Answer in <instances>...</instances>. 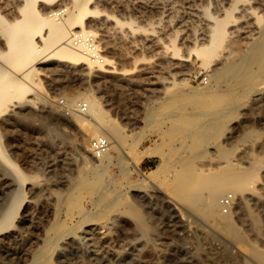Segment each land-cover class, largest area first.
Instances as JSON below:
<instances>
[{"label":"rangeland","instance_id":"obj_1","mask_svg":"<svg viewBox=\"0 0 264 264\" xmlns=\"http://www.w3.org/2000/svg\"><path fill=\"white\" fill-rule=\"evenodd\" d=\"M133 1L135 0H122L125 3L130 2L129 4H133ZM174 1L180 2H175L179 12H182L183 9L191 11L188 0ZM198 1L202 5L199 6V3H196L194 6L195 8L201 7L197 11L199 18L193 17L195 22L192 17V19L189 18L190 15H187L189 12L180 13L186 15L187 28L196 29L198 25L199 27L203 25L201 19L205 17L203 12L201 13L202 9L208 8L211 14L218 15V6L228 8L229 3H231V0H219L222 3L219 4L216 0L217 5L215 0H210L212 3L207 0L209 5L206 0ZM13 2L15 3L16 0H12V5ZM114 4L117 6L116 8L113 7ZM181 4L183 5L182 9ZM168 6L170 5L162 10L167 15L163 12L160 14L161 12L158 13L154 9H152L154 12L149 10L150 21L146 20L147 18L145 20L138 18L133 12L131 15V11L122 9L123 5L118 7L117 3H111L109 6L103 7L104 9L100 7L101 10L103 9L101 12L104 13L91 18V22L102 28L112 42L113 49L108 50V55L116 61L115 71L112 73L96 72L90 73L89 76V73H86L85 77L81 79L79 71L82 66H70L68 63H61L59 59L44 61L43 59L49 52L39 55L38 59L35 60L33 68L35 71L34 79L39 82L37 87L45 98L47 97L46 99L55 105V109L52 117L48 116L49 108L45 107L44 111L41 112L43 117L31 119L24 116V107L10 105L8 112L0 114V145L2 142L3 151L13 161L11 164L0 154L1 163L13 173L11 175L0 172V189L8 190L12 194L18 189L21 191V202L18 206L20 208L17 209L9 228L0 232V237L8 235L10 237L7 240L9 241L8 244L0 243V264H9L11 260L9 258L15 256L14 253L17 248L22 246L27 248L29 256L37 254L41 258L36 264H244L243 254L239 253V248H236L237 245L231 243L222 234H219L220 236L214 235L213 229L199 216L194 215L192 217L194 224H192L191 230L187 231L186 228L180 227L171 230L166 215H159L156 212L158 211L157 206L159 207L157 205L159 198L154 189L148 187L150 183L148 180L145 181V178L148 176L157 185L169 188L174 177L173 173L178 170L186 176H191L192 182H195L202 175H209L221 169L227 170L233 164H235L233 167L238 170L250 171L256 167V162L261 160L260 163L262 164H259L257 171L255 168L257 175L251 179L249 189L245 194H247L248 199L252 197L249 200L250 206L253 209L256 205L260 206L254 210L264 214V91L260 93V99H253L254 91L264 86V42L260 45L259 56L255 63L248 64L246 62L240 70H238L239 67L235 69L232 66L226 67L223 69V77L219 82L213 81L212 78L213 63L205 67L203 59L198 57L196 53H192L189 61H187V74L178 76L174 80L171 79L172 82L166 81L167 79L164 82L155 78V80L153 78L148 79L146 75L149 76V74L142 70V66L157 62L159 59L158 49H167L165 46L169 41H164L165 45L163 42L160 48H148L144 41L141 42L146 32L144 33V30L134 32L130 28L141 26L151 31L160 21L158 20L160 16L169 15L174 18L176 11L173 12V9ZM166 10L171 11L168 14ZM1 11V15L8 19L10 16L11 18L18 16L16 12ZM109 14L110 17L105 16ZM149 17L148 19H150ZM117 19L125 22L131 20L134 23L129 28L130 24L118 23ZM194 25L196 27H193ZM256 25L260 30L264 28V14L262 20L258 21ZM151 26L153 27L150 28ZM199 27L196 30L200 32L203 26L200 28L201 30ZM0 33H3L2 29ZM1 34L0 37H3ZM39 34L37 33L35 37L36 41L41 39V33ZM135 34L139 39L138 41H136L137 39L134 40ZM131 35H133V39ZM179 36L177 45L180 47V53L188 54L190 49L195 47L196 41H188V38H184L183 34ZM131 39L135 42H132ZM263 39L261 38L260 41ZM227 41L228 38H226L225 44ZM199 42L201 41H198V44L202 46ZM168 52L170 56L173 55L172 47L168 49ZM43 55L45 56L43 57ZM229 62H235L238 66L240 63L239 55H234ZM0 63H3L2 59H0ZM163 75L169 76L166 73ZM180 77H187L186 82L179 83ZM150 80L158 82L152 83ZM89 95L99 102L106 117L115 125V131L110 129L107 131L119 139L125 152L120 160L117 159L108 167L97 171H93L89 165L81 161L80 148L82 144L78 141L77 129L74 127L76 122L71 114L72 111H82L77 107L80 103H86L82 100L87 99ZM58 120L63 122L61 127L55 124ZM79 129H81V133L85 132L89 135L92 133L88 124H81ZM57 132L58 135L55 136ZM49 138L51 143H47ZM91 139L87 142L85 140L83 144L86 142L85 145H90ZM24 157L27 159L26 162L23 160ZM159 164L161 166L157 173H151ZM14 165L22 167V170L18 171ZM34 165L39 166L41 170L33 171L31 168L28 171V176H26L25 184L16 185L17 181L13 179V175L20 178L24 171L23 167L26 169V167ZM136 167L144 174L141 175ZM64 186L67 189H64ZM30 187L31 189H29ZM103 187L113 199L109 200V207L104 206V208L97 209L94 206L93 208L92 200L96 196V192H99L100 188ZM36 189L43 190L39 195H35L33 190ZM232 195L233 192L231 191L225 193L221 198V203L225 196H230L231 206L233 204L235 206L239 195ZM258 199L261 201L260 203ZM10 200L3 208L0 207V215L2 214L0 222L11 202ZM57 203L58 206L60 205L59 208ZM128 203H133L145 213V221L148 225L153 227L152 224H154V231L149 237L155 238L154 240L158 244L156 246L162 249L161 256L158 258L141 257L139 254L143 249H146L145 245H126L127 240H115V233L109 235L103 233L106 228H100L101 224L107 221L110 225L111 217L120 213L116 210ZM262 203L263 205H261ZM164 204L166 205L168 202ZM165 205V208L161 207V212L166 210ZM221 205L220 210L225 211ZM27 206H29L28 212L32 215L34 226L40 229L48 226V224L51 225L52 222L54 223L57 219L55 216L58 214V220H56L58 223L55 229L51 230L52 234L55 230L58 233H54L60 239L58 245H50V247L44 245L42 240L34 238L35 231L30 234L31 236L29 235V238H32L28 239L37 240L38 242L33 241L35 244L28 240L24 241V238H19V240L12 236V233L22 226L21 220ZM231 206L225 213L231 214L232 211L236 210ZM55 208L60 213L55 211ZM84 211H91L90 225L87 223L84 225L80 221L82 217L86 216H84ZM78 219L80 220L78 221ZM239 225L245 227L241 222ZM209 227L210 229H208ZM91 228L102 238L110 237L111 239L108 238V242L103 245H88L89 242L93 243L91 239L93 235L87 232ZM203 228L207 230L205 231ZM167 229H170L169 232ZM67 231L74 232L75 241L68 245H62L69 242L66 235ZM207 231L210 232L209 236L214 235L217 240L213 236L216 241L213 237H210L211 241H208ZM61 233L62 236H65L64 238L61 237ZM206 240L207 242H205ZM135 243H140V240L135 241ZM245 245L249 255L250 243L246 242ZM63 246V257L59 260V250Z\"/></svg>","mask_w":264,"mask_h":264},{"label":"bare ground","instance_id":"obj_2","mask_svg":"<svg viewBox=\"0 0 264 264\" xmlns=\"http://www.w3.org/2000/svg\"><path fill=\"white\" fill-rule=\"evenodd\" d=\"M188 1L191 6L190 7L188 5L191 11L190 12L185 11V9H183V11H185L184 14H186V12H189V14L187 15H190L189 18L192 19L193 17H197V11L199 7L197 6V8H195L194 6L196 5V3H199L200 1L198 0H188ZM208 1L211 2L210 0ZM208 1L206 0V2ZM11 2H9V0H0V11L5 10L11 13L16 12L18 14L17 17H12V18L9 15L10 18L8 19L5 16L1 15L0 13V27H2L1 29L3 30V33L2 34L0 33L3 36L0 37V59H2L3 62L0 63V114L8 112L10 110V105H14L15 107L21 106L24 107L25 109V111L23 112L24 116L29 117L31 119L41 116L43 117L44 115L41 114V112L44 111L45 107L49 108L48 116L52 117V114H54L53 110L55 109V105L51 103L48 99H46L47 97L45 98L43 93L39 91L37 87L39 82L36 81V79H34L35 71L33 66L35 60L38 59L39 55L45 52H49L46 56L43 55V57L45 56V59H43L44 61L51 59H59L61 63L62 62L68 63L70 64V66L71 65L74 67L75 65L82 66V68L79 71V76L81 79L85 77L86 73H89L88 74L89 76L90 73H96V72L112 73L115 71L114 68L116 67L115 66L116 61L110 55H108L109 54L108 50L112 48V42L110 41V39H108L109 37H107L106 33L102 30V28L95 26L91 22L92 20L91 18L101 13L103 14L104 12H101L104 9L103 7L109 6L111 3H117L118 7L119 5L120 6L123 5L122 9L124 8L126 10L131 11L130 13L131 15L133 12L138 18L144 20L147 18L146 20L149 21L151 20V18L149 17L148 12H150L152 9L157 10L158 13L161 12L160 14H162L163 8L166 7L167 5H170L168 7H171L173 9V12L176 11L174 12L177 16L176 17L174 15L176 19H174L175 17L173 18L169 15L166 17H162L159 15L160 19L158 20L160 21L154 27L153 26L150 27V28L153 27L151 31L150 29L141 26L140 27L138 26V28L136 27L130 28V26L134 22H132L131 20L130 22L129 21L125 22V21H121V19H117L118 23L124 25L130 24L129 28L134 30V32H136V30H144V33L146 32L145 36L142 34L144 37L140 35L139 37H142L141 42L144 41L147 44L148 48H154V49L160 48L161 44L164 41H169L168 44L166 43L165 46L167 49H158L159 59L158 60L156 59L157 62H155L152 65H147V64H146L147 66L143 65L145 67L142 66V70L145 73L149 74V76L146 75L148 79L155 78L156 80H159L161 82L162 81L164 82V80L167 79L166 81L172 82L171 79L174 80L178 76L187 74L186 73L187 61H189L192 53H196L198 57H201L203 59V64L205 65V67L209 66L210 63H213L214 67L212 69L213 70L212 78L213 81L219 82L223 77V69H225L226 67L232 66V68L234 69L239 67L238 70H240L241 66L244 65L246 62H248V64L255 63L259 56L260 45L264 42V39L260 41L261 38H264V28L260 30L258 27H256L257 22L262 20L264 14L263 12L264 0H231V3H229L230 6H228V8H225L223 6L217 7L219 13H221L220 16L222 15V17L219 16V13L218 15H214L215 13L211 14L208 11V8H204L201 11V13L203 12L202 14H204L205 17L204 19L203 17L201 19V21L203 20L202 22L203 25H200L199 27V25L197 26L198 22L196 23V26L199 27V30H201L200 28L203 26L202 31L200 32L196 30L197 27L195 25L193 27H196V29L193 28L191 29V27L187 28L188 26L186 25L187 20H185L186 15L184 16V14L183 15L180 14L183 11L181 10L182 12H179V9L176 8V4H175V2L178 3L179 1L177 2L174 0L170 1L171 3L169 2V0L168 3L167 0H135L133 1V4H129L131 1L129 3L128 2L125 3L122 2V0H16L15 3L13 2L14 3L13 5ZM218 3L222 4L221 2H219V0ZM218 3L216 2L217 5ZM37 4L40 5L39 8H38L39 5ZM70 4L71 6H68ZM200 4L201 3H199V6ZM100 7H102L103 9L101 10ZM113 7L116 8L117 6L114 4ZM182 8L183 5L181 9ZM170 11L171 10H169V12ZM235 11H237L238 14L237 13L234 14ZM164 14H166V12ZM105 16L110 17V14ZM148 17L150 19H148ZM193 21L195 22L194 18ZM191 25L193 24L191 23ZM85 29H91L95 32V35L97 36L98 41L106 57V62L104 64H99V65L94 64L79 47L73 45L71 40L72 33L74 31L85 30ZM37 33L38 35H40L39 33H41V39L39 41L35 40ZM136 34L135 37L137 36ZM180 34H183L184 38L185 37L186 39L188 38V41L190 40V42L196 41L195 45L192 43L195 47L193 48L191 47L192 49H190L188 54L180 53V47H178L177 45V39L178 37L180 38L179 36ZM256 34L257 36H255ZM132 36L133 35H131V38ZM135 37L134 40L138 38ZM226 38H228V41L225 44ZM138 40L139 39H137L136 41ZM198 41H201L199 43L202 44V46L198 44ZM132 42L135 41L132 40ZM163 45H165V42ZM171 47L174 52L172 56L168 54L169 53L168 49H171ZM234 55H239L240 57V63L238 66L235 62H229V60H231V58ZM73 73L75 74V72ZM163 73H166L169 76H164ZM186 80L187 77H180L179 83H185ZM150 82L157 83L158 81L156 82L150 80ZM263 91H264V86L254 91L253 99L254 100L260 99V93H262ZM75 98L77 99V97ZM83 101H85L88 105L87 111L86 112L72 111L71 114L74 116L76 122L74 123V127L77 129L78 141L82 144V147L80 148L81 151L80 155H82L81 161H83L84 164L89 165L93 171H97L99 169L108 167L117 159L120 160V158L122 157L123 154H125V152L123 151L120 145L119 139L116 136L111 135V133H108L109 131H107V129L115 131L116 128L115 125L112 122H110L109 119L106 117L105 112L100 107L99 102L91 95H89L87 99L82 100V102ZM55 124L61 127L63 122L58 120ZM81 124L90 125L92 129V133L90 135L85 132L81 133V129H79ZM100 134H105L110 137L111 146L103 156L98 157L95 153H93L90 145L89 144L85 145V143L90 138L97 137ZM57 135L58 132L56 133L55 136ZM85 140L86 142L83 144ZM47 143H51L50 138L47 139ZM1 145H0V154H2L3 157H5L11 164H13V161L3 151V147H1ZM63 158L65 159L66 157ZM23 160H25V162L27 161L25 157L23 158ZM260 162L262 161L258 160L256 162L257 164L256 167H253V170L250 171L238 170L235 167H233V165H235L233 164L232 167L227 170L221 169L220 171H216L209 175L208 174L204 176L202 175L195 182H192L190 178L191 176L190 177L186 176L183 174L182 171L178 170L173 173L174 177L172 179V183L170 184L169 188H164L160 185H157L148 176H146L145 181L148 180V183H150L148 187L149 186L152 187L154 189V192L157 194L156 196L159 198V203L157 204L159 205V207L157 206L158 211L156 212H158L159 215L160 214L166 215L168 219V221L167 220L166 221L168 225L170 224L169 226L172 228L171 230H176L179 227L183 229L186 228L187 231L191 230L192 229L191 227H193L192 224H194L192 223L193 222L192 217H194V215L199 216L207 225H209L213 229L214 235L218 236L219 234H222L229 241H231V243L233 242L234 244L237 245V247L236 245H234V247L239 248V253L243 254L244 264H264V214L260 212H256L254 210L255 208H257L258 205H256L254 209L250 206L249 200L252 197L248 199V197L246 196L247 194H245V192H247V190L249 189L248 186L251 179L257 175L255 172V168H257L256 169L257 171L259 164H262ZM160 166L161 164H159L158 167L154 169L151 173L156 174ZM14 167L18 171L22 170V167L16 165H14ZM31 168H33V171L41 170L39 166H35V165L31 167H26V169L25 167H23V170L26 172L23 171L21 173L20 178L17 177L16 175H13L14 176L13 179L17 181L15 183L16 185L19 186V183H22L23 185L25 184V181L27 179L26 176H28V171L31 170ZM136 169L141 175L144 174V172L140 171L139 168L136 167ZM0 172H2V174H11V175L13 174L11 171H9L8 167L4 166L1 163V160H0ZM146 185L147 183L145 184V186ZM104 187L100 188L99 192H96V196H94L93 200L91 199L93 203L92 205L93 208L94 206L97 209L101 207L104 208V206H108L110 204L109 200L113 199L108 193L105 192ZM29 189H31V187ZM64 189H67L66 186H64ZM42 190L43 189H36L33 191L35 195L36 194L39 195L42 192ZM230 191L233 192L232 196L239 195L237 197L236 200L237 203L235 204V206L234 204L231 206V208L233 209L236 208V210L232 211L231 214L225 213V211L220 210V205L222 204L221 203L222 196ZM60 197L61 196H59V198ZM9 200L11 202L10 204H8L7 206L8 208L5 212V215L4 217L2 216L3 219L0 222V232L4 229L9 228L11 224V220L14 219L13 217L17 209L20 208L18 206L19 203L21 202V191L18 189L14 194H12L8 190L0 189V207L2 206L3 208V206L9 202ZM165 202L166 203L168 202V204L165 205L164 204ZM260 202L261 201H259V203ZM164 205L166 206V210L165 211L162 210L161 212L160 209L161 207H164ZM261 205H263V203ZM259 207L260 206H258V208ZM28 208L29 206L25 208L21 220L23 222L22 226L16 229L12 233V236L16 239L24 238V241H26L32 238V237L29 238V235L35 231V237L34 236L33 237L42 240L44 245L47 246L49 245V247L50 245H54V246L58 245L60 239H58L57 236L54 235V233L55 234L58 233H56V230L55 232H53V234L51 233V230H54L58 223L56 221L58 220L57 212H55V214H57V216H55L57 218L55 222L54 223L52 222V224L50 223L51 225L48 224V226H46L49 228L44 227L40 229L37 226H34L33 224L34 222L31 218L32 215H30V213L28 212ZM54 210L59 211L56 208ZM116 211L120 212L121 214L119 213L120 215L119 214L113 215L111 217L110 225L108 224V221L106 223L101 224L100 228H106V231H104L103 233H107L109 235L111 233H115V240L120 241L121 239H125L127 240L126 245H130V244L145 245L146 249H143V251L140 252L139 254L141 257L158 258L159 256H161L160 255L162 252L161 247L156 246L158 244L156 240H154L155 238H151L152 236L149 237L150 234H152V232L154 231L153 230L154 224H152L153 227L147 224V222L145 221V213H143V211L133 203H128L126 205H123V207L121 208L119 207V209H117ZM84 212H85L84 216L85 215L86 216L82 217L81 220L78 219V221L80 220L84 225L85 223H87V225H90L92 220L90 218L91 211L90 212L84 211ZM238 221L239 223L240 222L243 223L245 227L244 226H243L244 228L241 227ZM130 225H132V227H130ZM210 227L208 229H210ZM169 230L170 229H167L168 232ZM203 230H205V228H203ZM155 231L157 232L156 229ZM87 232H90L93 235V237L91 238L93 240V243L89 242L88 245H103L107 243L108 238H110V237L102 238L101 236L97 235L95 233V230L92 228ZM73 233H74L73 231H69V232L67 231L66 235L69 238L68 239L69 242L63 243L62 245H68L69 243L71 244L73 241H75V236ZM62 235L63 234L61 233V237L64 238L65 236ZM209 235L210 232H208V236ZM213 236H209L208 241H211L210 237ZM8 237L9 235L5 237H0V243L2 242L5 244L9 242L7 241ZM215 238L217 240V237ZM138 240H140V243H135V241ZM28 241L33 242L37 240H32V241L28 240ZM205 242H207V240ZM246 242H249L251 246L249 255L247 253L248 251H246L247 248L245 245ZM63 251H64V246L59 250V256H58L59 260H61V258L63 257L62 256ZM14 255L15 256L9 258V260L11 259L10 260L11 264H25L28 262H29L28 264H36L38 260L41 259L39 258V256H37V254H35L34 256H29V253L27 252V248L24 246L18 247ZM194 256L197 257V255Z\"/></svg>","mask_w":264,"mask_h":264},{"label":"built area","instance_id":"obj_3","mask_svg":"<svg viewBox=\"0 0 264 264\" xmlns=\"http://www.w3.org/2000/svg\"><path fill=\"white\" fill-rule=\"evenodd\" d=\"M73 45L79 47L94 64H104L106 57L98 41L95 32L91 29L74 31L71 35ZM83 112L88 109L87 103H80L77 107ZM111 146V139L108 135H99L90 140V147L98 157L103 156ZM231 197L225 196L222 199V207L225 211L231 206Z\"/></svg>","mask_w":264,"mask_h":264}]
</instances>
